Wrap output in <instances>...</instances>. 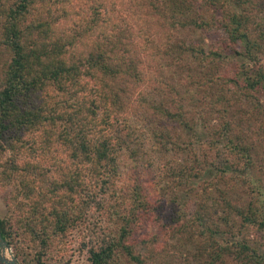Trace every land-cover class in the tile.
<instances>
[{"label": "trees", "instance_id": "trees-1", "mask_svg": "<svg viewBox=\"0 0 264 264\" xmlns=\"http://www.w3.org/2000/svg\"><path fill=\"white\" fill-rule=\"evenodd\" d=\"M0 49L18 264H264V0H0Z\"/></svg>", "mask_w": 264, "mask_h": 264}, {"label": "water", "instance_id": "water-1", "mask_svg": "<svg viewBox=\"0 0 264 264\" xmlns=\"http://www.w3.org/2000/svg\"><path fill=\"white\" fill-rule=\"evenodd\" d=\"M0 264H18L6 241L0 235Z\"/></svg>", "mask_w": 264, "mask_h": 264}, {"label": "rangeland", "instance_id": "rangeland-1", "mask_svg": "<svg viewBox=\"0 0 264 264\" xmlns=\"http://www.w3.org/2000/svg\"><path fill=\"white\" fill-rule=\"evenodd\" d=\"M195 37H198V35H194ZM206 41V40H205ZM207 42V41H206ZM6 55H5V52H4V50L3 49H0V66H2V64L6 61ZM263 103H264V101H263ZM264 152V151H263ZM261 157H262V159L264 158V154L263 153H261ZM4 213H5V208H4V206H3V203H2V201H1V199H0V216H3L4 215ZM174 257V256H173ZM173 257H170L169 258V261H171L172 259H173Z\"/></svg>", "mask_w": 264, "mask_h": 264}]
</instances>
